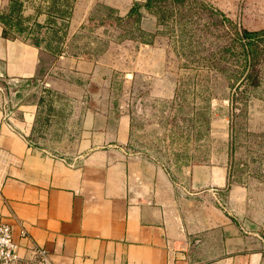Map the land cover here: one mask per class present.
I'll use <instances>...</instances> for the list:
<instances>
[{
  "label": "crops",
  "instance_id": "obj_1",
  "mask_svg": "<svg viewBox=\"0 0 264 264\" xmlns=\"http://www.w3.org/2000/svg\"><path fill=\"white\" fill-rule=\"evenodd\" d=\"M134 1L143 0L75 4L58 41L43 46L0 22V218L11 226L17 253L27 264H37L34 244L53 264H264L259 241L225 210L243 200L225 166L169 169L128 145L129 115L110 94V73L133 64L134 54L158 57L163 49L154 42L137 49L128 38L101 51L67 47L90 24L94 3L122 17ZM138 9V28L154 41L156 17ZM40 76L62 104L75 105L71 157L31 140L39 104L21 89Z\"/></svg>",
  "mask_w": 264,
  "mask_h": 264
},
{
  "label": "rangeland",
  "instance_id": "obj_2",
  "mask_svg": "<svg viewBox=\"0 0 264 264\" xmlns=\"http://www.w3.org/2000/svg\"><path fill=\"white\" fill-rule=\"evenodd\" d=\"M20 1L11 13L23 27L19 34L43 46L48 38L58 41L60 23L75 4L88 0ZM148 10L158 25L154 41L133 16L117 19L113 10L94 3L90 24L67 47L101 51L128 38L137 49L152 42L163 49L158 57L150 51L134 54L133 64L110 73V94L129 115L128 145L169 169L199 162L225 166L227 183L243 187L242 202L225 210L235 213L264 253V0H150ZM242 27L263 28L248 58ZM39 78L34 87L29 83L21 89L39 104L31 140L71 157L75 105L62 104V95Z\"/></svg>",
  "mask_w": 264,
  "mask_h": 264
},
{
  "label": "trees",
  "instance_id": "obj_3",
  "mask_svg": "<svg viewBox=\"0 0 264 264\" xmlns=\"http://www.w3.org/2000/svg\"><path fill=\"white\" fill-rule=\"evenodd\" d=\"M20 4H21L20 0H7L6 2L7 9L4 10L3 7L0 9V22L8 33L19 34L23 28L22 26L19 25V20L17 19V17L11 14L13 10H17ZM141 5H143L146 9H149L150 0L134 1L126 13L127 17L133 16L135 18L136 23L138 22L140 14H141L138 9ZM117 19H120L119 15ZM44 21L48 23L49 21H51V19L49 18V16H47L45 17ZM262 31H263V28L247 29V28L242 27L240 29L239 31L240 37L243 39L241 46L245 50V53H244L245 57L248 58L252 56L251 50L253 49L252 46H253L254 38L260 35Z\"/></svg>",
  "mask_w": 264,
  "mask_h": 264
},
{
  "label": "built area",
  "instance_id": "obj_4",
  "mask_svg": "<svg viewBox=\"0 0 264 264\" xmlns=\"http://www.w3.org/2000/svg\"><path fill=\"white\" fill-rule=\"evenodd\" d=\"M21 235L25 230L20 228ZM17 244L11 235V226L0 218V264H27L17 253ZM32 251L36 256L37 264H53L48 259L45 249L39 245H32Z\"/></svg>",
  "mask_w": 264,
  "mask_h": 264
}]
</instances>
